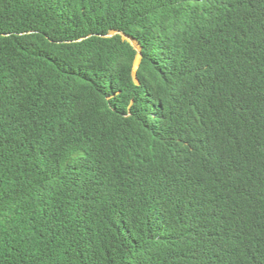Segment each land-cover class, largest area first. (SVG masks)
Here are the masks:
<instances>
[{
    "label": "trees",
    "instance_id": "1",
    "mask_svg": "<svg viewBox=\"0 0 264 264\" xmlns=\"http://www.w3.org/2000/svg\"><path fill=\"white\" fill-rule=\"evenodd\" d=\"M0 264H264V0H0Z\"/></svg>",
    "mask_w": 264,
    "mask_h": 264
},
{
    "label": "water",
    "instance_id": "2",
    "mask_svg": "<svg viewBox=\"0 0 264 264\" xmlns=\"http://www.w3.org/2000/svg\"><path fill=\"white\" fill-rule=\"evenodd\" d=\"M121 37H122L123 39H127V40L130 42V44H131V45L135 48V50L137 51V56H136L135 61H134V68H136V67H137V64H138L139 56H140V54H139V49H138L137 46L135 47V45L132 44V41H131L129 38H127L125 35H122V34H121Z\"/></svg>",
    "mask_w": 264,
    "mask_h": 264
},
{
    "label": "rangeland",
    "instance_id": "3",
    "mask_svg": "<svg viewBox=\"0 0 264 264\" xmlns=\"http://www.w3.org/2000/svg\"><path fill=\"white\" fill-rule=\"evenodd\" d=\"M132 44H133V45H135V47H136V44H135V42H133V41H132Z\"/></svg>",
    "mask_w": 264,
    "mask_h": 264
}]
</instances>
